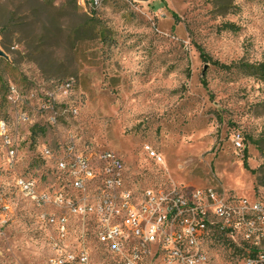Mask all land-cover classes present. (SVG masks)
Here are the masks:
<instances>
[{
    "label": "rangeland",
    "instance_id": "374dc122",
    "mask_svg": "<svg viewBox=\"0 0 264 264\" xmlns=\"http://www.w3.org/2000/svg\"><path fill=\"white\" fill-rule=\"evenodd\" d=\"M96 2L0 0V264H46V223L15 181L29 173L36 188L64 195L37 159L49 143L112 150L144 188L264 196V81L241 68L264 64V0ZM70 79V91L56 89ZM48 92L67 112L56 125L40 110ZM69 219L71 237L83 234L87 221ZM211 249L207 264H241L234 248ZM92 252L93 264H121Z\"/></svg>",
    "mask_w": 264,
    "mask_h": 264
},
{
    "label": "built area",
    "instance_id": "2783aa9c",
    "mask_svg": "<svg viewBox=\"0 0 264 264\" xmlns=\"http://www.w3.org/2000/svg\"><path fill=\"white\" fill-rule=\"evenodd\" d=\"M73 84L70 79L55 87L67 93ZM45 97L40 110L50 113L56 125L66 109L58 97L51 98L49 92ZM1 134L14 165L4 127ZM56 148L59 157L52 158ZM145 149L149 157L163 161L153 147ZM38 156L43 175L54 176L64 196L73 197V204H65L64 196L52 201L49 188H36L29 173L16 179L17 191L35 201L36 219L50 218L49 237L52 225L59 224L61 231L74 225L68 212L81 213L87 221L83 234L60 245L64 261L54 264H93L92 245L121 264H207L211 247L230 243L240 250L241 264H264V196H228L216 187L144 188L128 181L125 163L114 151H84L73 139L49 143ZM1 204L0 212H5L8 207ZM58 204L62 211L55 212ZM5 218L0 214V229L7 224ZM46 261H52L50 253Z\"/></svg>",
    "mask_w": 264,
    "mask_h": 264
},
{
    "label": "bare ground",
    "instance_id": "6f19581e",
    "mask_svg": "<svg viewBox=\"0 0 264 264\" xmlns=\"http://www.w3.org/2000/svg\"><path fill=\"white\" fill-rule=\"evenodd\" d=\"M49 96L51 98H54L51 95H49ZM21 117H22L23 121H26L28 119L24 115H22ZM2 127H4V129H5L4 125ZM13 153H14V151H13ZM33 185H34V183H33ZM29 196L32 198L31 195H29ZM59 196H64V195L59 194L56 197H54L52 195V201H58L59 200ZM64 203L65 204H73V197L72 196H64ZM54 206H55V212L62 211L61 204L54 205ZM70 216H73V217L77 216L80 219H82L81 218V213H75V211L68 212V219H69ZM40 220H41V222L42 221L45 222L47 227H51V222H50V218L49 217L42 216V217H40ZM71 228H72V225H68L67 230L61 231V228H60L59 224L58 225H52V233L50 234L51 238H49V241H50V243H49L50 252L49 253L51 254V260L52 261H46V264H54V262L64 261V253L59 251V247H60V245H67L68 238H72L71 237V231H72ZM65 264H75V262H67Z\"/></svg>",
    "mask_w": 264,
    "mask_h": 264
},
{
    "label": "trees",
    "instance_id": "16d2710c",
    "mask_svg": "<svg viewBox=\"0 0 264 264\" xmlns=\"http://www.w3.org/2000/svg\"><path fill=\"white\" fill-rule=\"evenodd\" d=\"M49 3H52L55 0H47ZM94 2V0H93ZM95 34H97V37H101L103 38V40L106 39V34L102 31V30H98L95 31ZM200 54L202 59L205 62H208V57L206 55V53L204 52L203 49H200ZM0 61H5L3 58H0ZM6 62V61H5ZM9 66V64L7 63L6 66ZM241 68L244 70V72L247 73L248 76H253V77H258L259 79L264 81V64H257V65H251V64H241ZM227 247H232L234 248V250L239 254L240 256V250L234 245V244H229V245H225Z\"/></svg>",
    "mask_w": 264,
    "mask_h": 264
},
{
    "label": "water",
    "instance_id": "95a60500",
    "mask_svg": "<svg viewBox=\"0 0 264 264\" xmlns=\"http://www.w3.org/2000/svg\"><path fill=\"white\" fill-rule=\"evenodd\" d=\"M3 56H4L3 52L0 51V57H3Z\"/></svg>",
    "mask_w": 264,
    "mask_h": 264
}]
</instances>
